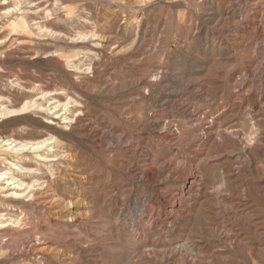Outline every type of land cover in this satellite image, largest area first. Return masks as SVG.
I'll list each match as a JSON object with an SVG mask.
<instances>
[{
  "label": "rangeland",
  "instance_id": "obj_1",
  "mask_svg": "<svg viewBox=\"0 0 264 264\" xmlns=\"http://www.w3.org/2000/svg\"><path fill=\"white\" fill-rule=\"evenodd\" d=\"M0 224V264H264V0H0Z\"/></svg>",
  "mask_w": 264,
  "mask_h": 264
},
{
  "label": "bare ground",
  "instance_id": "obj_2",
  "mask_svg": "<svg viewBox=\"0 0 264 264\" xmlns=\"http://www.w3.org/2000/svg\"><path fill=\"white\" fill-rule=\"evenodd\" d=\"M12 223H13V222H12ZM3 225H4V224H2V225L0 224V228H4L5 226H3Z\"/></svg>",
  "mask_w": 264,
  "mask_h": 264
}]
</instances>
